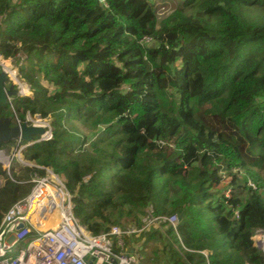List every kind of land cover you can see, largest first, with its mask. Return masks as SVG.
Listing matches in <instances>:
<instances>
[{"label":"trees","instance_id":"trees-1","mask_svg":"<svg viewBox=\"0 0 264 264\" xmlns=\"http://www.w3.org/2000/svg\"><path fill=\"white\" fill-rule=\"evenodd\" d=\"M0 52L23 55L32 92L0 118L51 121L22 155L58 175L87 230L151 207L177 232L149 226L126 237L134 250L159 237L171 264H264V0H0ZM34 171L0 164V220ZM224 177L242 184L215 190Z\"/></svg>","mask_w":264,"mask_h":264},{"label":"built area","instance_id":"built-area-1","mask_svg":"<svg viewBox=\"0 0 264 264\" xmlns=\"http://www.w3.org/2000/svg\"><path fill=\"white\" fill-rule=\"evenodd\" d=\"M17 56L13 59L5 58L0 52V72L6 75L7 83L14 84L18 89L19 96H28L29 86L18 76L23 55ZM24 119L29 124L44 127L43 133L34 140H48L52 137L49 120L29 113ZM20 121L16 120L17 123ZM20 163L28 165L23 159ZM31 165L43 173L34 171L29 174L31 189L11 204L1 217L0 264H144L140 250L129 246L127 236L137 234L149 226L160 227L166 224L177 232V215H155L149 207L140 225L134 222L112 225L101 233L92 234L73 216L72 196L58 175L48 167ZM53 217L59 218L56 227H37L40 221ZM19 224L22 226L18 227Z\"/></svg>","mask_w":264,"mask_h":264},{"label":"rangeland","instance_id":"rangeland-1","mask_svg":"<svg viewBox=\"0 0 264 264\" xmlns=\"http://www.w3.org/2000/svg\"><path fill=\"white\" fill-rule=\"evenodd\" d=\"M182 2V0H150V3L153 5V7L159 11V12H165L166 10H170L173 7H176L178 4H180ZM262 10H255L253 12L254 15L257 16L258 13H260ZM144 43L146 44V46H151L153 44V41L149 38H145L143 39ZM25 82V81H24ZM26 83V82H25ZM27 84V83H26ZM28 85V84H27ZM29 88V95H31V89ZM14 98H11L10 101H12ZM26 116V115H25ZM17 119L14 118L13 121H16ZM21 147L20 144H18L15 141L9 142V144H7V148H8V154H10L12 157V160L10 162V167H6L4 164H1L2 169L5 172V175L9 178L12 179L13 177V171L16 170V172L20 171V169L24 166H33L31 164H34L32 161H28L27 159L23 158V155L19 156L17 155L16 150ZM19 159H23L24 161L28 162V165H21V163L17 160ZM22 157V158H21ZM31 163V164H30ZM34 167V166H33ZM236 168H233L232 171H236ZM241 172V171H240ZM258 174L260 175V177L264 178V171H257ZM242 174V173H241ZM221 175H224V172L221 173ZM223 179V180H222ZM221 180H216V189L215 190H219V189H226L225 193L228 195V193L230 192L231 189H235V187L239 184H242V180H239L235 185L230 186L229 185V177H224ZM1 183L3 182V178H0ZM30 177L28 175L27 179L24 180L26 181L25 183H28L30 185V189L32 187V183L29 181ZM247 184L248 186H250L251 188H253L254 190H256L257 185L256 183L249 179L247 177ZM250 184V185H249ZM1 185V184H0ZM264 192V191H263ZM72 214H73V210H72ZM132 220L128 219L126 217V215L121 214L120 217V222L122 224H128L130 223ZM253 239V244L257 247H259V250L261 252L264 246V237H262V244L261 245V230H256L252 236ZM130 246V245H129ZM138 249L140 250L141 254L143 255V261L144 264H171L170 262L167 261L166 259V251H168V247L166 242L164 241V239H160L159 237L155 240L149 241L147 244L145 243L143 246H139ZM150 259H155L154 262H150Z\"/></svg>","mask_w":264,"mask_h":264},{"label":"water","instance_id":"water-1","mask_svg":"<svg viewBox=\"0 0 264 264\" xmlns=\"http://www.w3.org/2000/svg\"><path fill=\"white\" fill-rule=\"evenodd\" d=\"M19 95L18 89L12 83H7V78L4 72H0V107L8 103V98H16ZM39 116V115H38ZM49 122H51L49 120ZM44 131L43 126H36L29 124L25 119L20 123H14L13 119L9 116L0 118V142L7 143L9 141H15L22 143V147L17 150L18 157L22 154L24 149L34 143L38 142L34 138ZM0 152H4L7 158V165L11 162V155L8 154V148L4 147L0 149ZM21 162V161H20ZM1 164H4L0 161ZM1 184V180H0ZM19 224L18 227H21ZM263 232V231H262ZM264 234V232H263ZM257 247V246H256ZM259 249V247H257ZM264 252V248L262 249Z\"/></svg>","mask_w":264,"mask_h":264},{"label":"bare ground","instance_id":"bare-ground-1","mask_svg":"<svg viewBox=\"0 0 264 264\" xmlns=\"http://www.w3.org/2000/svg\"><path fill=\"white\" fill-rule=\"evenodd\" d=\"M19 160L22 161V159H19ZM0 161H2L5 166L8 163L7 162V158H6V154L4 152H0ZM58 222H59V218H55V217L50 218V219L48 218L45 221H40V224H37V227L40 228V229H46V228H49V227H56ZM263 241H264V239H263ZM260 244L263 245L262 244V237H261V243ZM262 247L264 248V246H262Z\"/></svg>","mask_w":264,"mask_h":264},{"label":"clouds","instance_id":"clouds-1","mask_svg":"<svg viewBox=\"0 0 264 264\" xmlns=\"http://www.w3.org/2000/svg\"><path fill=\"white\" fill-rule=\"evenodd\" d=\"M28 96H29V95H28ZM17 97H27V96H19V95H18ZM9 98H11V97H9ZM10 102H11V101L8 100V103H10ZM12 119H13V118H12ZM14 123H17V122L14 121ZM36 137H37V136H36ZM36 137H35V138H36ZM35 138H34V139H35ZM17 143L20 144V146H22V143H20V142H17ZM21 155H22V154H21ZM21 155H20V156H21ZM12 157H13V156H11V160H12ZM21 158H22V157H21ZM25 165H27V164H25Z\"/></svg>","mask_w":264,"mask_h":264}]
</instances>
